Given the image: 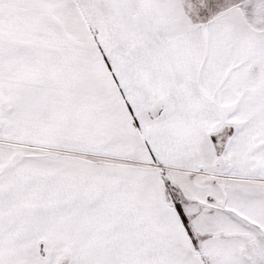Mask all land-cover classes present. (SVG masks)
I'll return each mask as SVG.
<instances>
[{
  "label": "snow or ice",
  "instance_id": "1",
  "mask_svg": "<svg viewBox=\"0 0 264 264\" xmlns=\"http://www.w3.org/2000/svg\"><path fill=\"white\" fill-rule=\"evenodd\" d=\"M0 264H264V0H0Z\"/></svg>",
  "mask_w": 264,
  "mask_h": 264
}]
</instances>
